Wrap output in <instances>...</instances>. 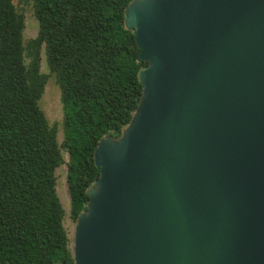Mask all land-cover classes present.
Instances as JSON below:
<instances>
[{
  "label": "water",
  "instance_id": "water-1",
  "mask_svg": "<svg viewBox=\"0 0 264 264\" xmlns=\"http://www.w3.org/2000/svg\"><path fill=\"white\" fill-rule=\"evenodd\" d=\"M124 24L143 92L95 149L73 264H264V0H132Z\"/></svg>",
  "mask_w": 264,
  "mask_h": 264
},
{
  "label": "trees",
  "instance_id": "trees-1",
  "mask_svg": "<svg viewBox=\"0 0 264 264\" xmlns=\"http://www.w3.org/2000/svg\"><path fill=\"white\" fill-rule=\"evenodd\" d=\"M25 1L39 22L27 45L24 14L14 0H0V264H73L56 187L63 150L76 221L100 175L95 149L131 122L146 63H138L140 49L124 24L132 0ZM43 48L61 92L62 144L40 106L50 76L41 71Z\"/></svg>",
  "mask_w": 264,
  "mask_h": 264
},
{
  "label": "rangeland",
  "instance_id": "rangeland-1",
  "mask_svg": "<svg viewBox=\"0 0 264 264\" xmlns=\"http://www.w3.org/2000/svg\"><path fill=\"white\" fill-rule=\"evenodd\" d=\"M14 3L19 12L25 16V29L23 32L24 45H27L33 38H35L39 31V22L35 16L34 6L32 2L25 0H14ZM29 62V57L26 55V63ZM41 71L45 74H50L47 64L46 54L44 48L41 52ZM40 106L45 112L50 125H57V137L60 144L64 140L63 132V103L61 100V92L54 75L49 76L44 94L40 100ZM65 163L57 170V193L65 209L64 225L67 229L71 246L73 248L76 221L71 217V199L69 194L67 182V162L69 161L68 153L63 150Z\"/></svg>",
  "mask_w": 264,
  "mask_h": 264
}]
</instances>
